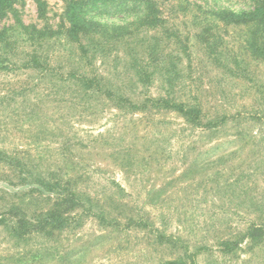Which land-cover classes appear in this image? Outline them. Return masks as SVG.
<instances>
[{
  "label": "rangeland",
  "instance_id": "obj_1",
  "mask_svg": "<svg viewBox=\"0 0 264 264\" xmlns=\"http://www.w3.org/2000/svg\"><path fill=\"white\" fill-rule=\"evenodd\" d=\"M7 1L0 264H264V0Z\"/></svg>",
  "mask_w": 264,
  "mask_h": 264
},
{
  "label": "trees",
  "instance_id": "obj_2",
  "mask_svg": "<svg viewBox=\"0 0 264 264\" xmlns=\"http://www.w3.org/2000/svg\"><path fill=\"white\" fill-rule=\"evenodd\" d=\"M93 1H95V0H93ZM96 1L99 2L100 0H96ZM135 1L143 2V6L145 7L146 10H150V8L154 6V2H153L154 0H135ZM6 2H8V1L7 0H0V9L1 10H4ZM71 3H73V4L68 6L67 16H68V20H69L70 24L72 25V27L77 28L82 23L81 22L82 19H84V15H82V13H81L83 2L73 0V1H71ZM93 8H94V3H93ZM141 8H143V7H141L139 5L134 10H137V12H140ZM23 27H25V26H23ZM165 103H167V102H165ZM166 105L169 106L170 104L167 103ZM53 190H54V187L50 186L49 187V191H50L49 198L53 197ZM72 195L73 194H70V196H72ZM61 197H64V196H61ZM59 200L64 201V199L60 198V197H59ZM75 201H76V199H75ZM45 219H46V217H45ZM47 220L49 222V225L53 226L54 224L57 225L61 222H65L68 219L66 217L60 216L59 214L58 215L57 214H50L47 216Z\"/></svg>",
  "mask_w": 264,
  "mask_h": 264
}]
</instances>
